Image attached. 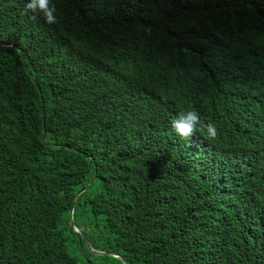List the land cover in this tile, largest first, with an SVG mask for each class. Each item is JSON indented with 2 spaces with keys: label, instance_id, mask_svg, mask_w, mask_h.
<instances>
[{
  "label": "trees",
  "instance_id": "16d2710c",
  "mask_svg": "<svg viewBox=\"0 0 264 264\" xmlns=\"http://www.w3.org/2000/svg\"><path fill=\"white\" fill-rule=\"evenodd\" d=\"M26 2L0 0V264H81L69 231L121 264H264V0ZM190 109L215 140L175 132Z\"/></svg>",
  "mask_w": 264,
  "mask_h": 264
},
{
  "label": "clouds",
  "instance_id": "9594fccd",
  "mask_svg": "<svg viewBox=\"0 0 264 264\" xmlns=\"http://www.w3.org/2000/svg\"><path fill=\"white\" fill-rule=\"evenodd\" d=\"M25 9L33 13V20L42 17L44 21L53 25L58 23L56 7L52 0H27ZM172 128L183 139H189L197 131L204 132L206 138L215 140L218 136V129L213 121H205L195 109L180 111L176 119L172 121ZM259 134L264 135V123L258 129Z\"/></svg>",
  "mask_w": 264,
  "mask_h": 264
},
{
  "label": "rangeland",
  "instance_id": "374dc122",
  "mask_svg": "<svg viewBox=\"0 0 264 264\" xmlns=\"http://www.w3.org/2000/svg\"><path fill=\"white\" fill-rule=\"evenodd\" d=\"M78 235L69 231L68 233V247L71 249L74 256H76L81 264H121L117 257H110L104 259L96 253L95 250L88 245L83 246L79 243Z\"/></svg>",
  "mask_w": 264,
  "mask_h": 264
},
{
  "label": "water",
  "instance_id": "95a60500",
  "mask_svg": "<svg viewBox=\"0 0 264 264\" xmlns=\"http://www.w3.org/2000/svg\"><path fill=\"white\" fill-rule=\"evenodd\" d=\"M22 55H23L24 61L26 62V59H25V56H24V52H22ZM33 80L36 81L35 78H33ZM44 136H45V133H44ZM89 185H90V184H88L87 186L83 187L81 190H79V191L77 192V194L75 195L74 202H73V205H72V210H71V220H72V223H73V225H74V227H75V231L78 232V233H80V234H82V235H83V230H82L80 227H78V226L76 225V223H75V221H74V217H73V212H74V207H75V205H76V202H77V198H78V196H79L80 194H82L83 192H85V191L88 189ZM83 236H84V235H83ZM86 242H87L88 246L90 247L88 241H86ZM95 252H96V251H95ZM97 253H107V254H109V252H101V251H97ZM113 255H114V256H119L118 254H113Z\"/></svg>",
  "mask_w": 264,
  "mask_h": 264
}]
</instances>
